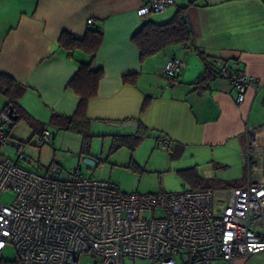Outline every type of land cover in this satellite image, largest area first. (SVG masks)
<instances>
[{
  "label": "crops",
  "instance_id": "crops-1",
  "mask_svg": "<svg viewBox=\"0 0 264 264\" xmlns=\"http://www.w3.org/2000/svg\"><path fill=\"white\" fill-rule=\"evenodd\" d=\"M141 2L0 0V72L25 87L18 104L36 122L41 139L43 130L52 133V144H77L73 150L82 154L85 135L93 139L134 137L143 131L158 142L168 139L171 155L189 150L195 160L198 154L206 153L207 161L218 167L219 160L239 161L246 176L211 188L222 197L229 188L247 181L241 154L246 150L249 128L256 127L258 141L264 145V0H174L164 10L174 7V11L160 22L151 21L166 22L184 8L192 34L190 42L167 46L143 59L131 40L151 14H137ZM88 18L94 25L86 24ZM88 27L101 33V43L93 54L81 48L69 50L59 43L62 31L82 38ZM206 52L241 73L255 76L261 87L257 91L248 88L243 103H237L230 82L204 78L202 54ZM173 58L185 63L175 82L162 73ZM82 62L101 69L103 75L96 96L87 103L86 130H64L53 120L75 113L79 97L68 83ZM124 76L134 81L124 82ZM6 103L0 95V111ZM125 121L134 124H119ZM91 151L92 147L83 158L92 159ZM62 155L58 154L60 158ZM193 165L191 162L187 167ZM77 169L81 172V167Z\"/></svg>",
  "mask_w": 264,
  "mask_h": 264
},
{
  "label": "built area",
  "instance_id": "built-area-1",
  "mask_svg": "<svg viewBox=\"0 0 264 264\" xmlns=\"http://www.w3.org/2000/svg\"><path fill=\"white\" fill-rule=\"evenodd\" d=\"M137 14L164 11L174 0H141ZM185 20L186 15L183 14ZM88 26L94 20H86ZM211 78H222L235 89L237 103L248 88L261 85L255 76L241 73L218 56L203 53ZM185 63L169 59L163 75L177 80ZM12 118L0 111V197L11 189L10 204L0 200V264H233L264 251V145L255 128L241 160L247 181L222 197L211 188L141 194L116 182L87 177L79 169L51 163L45 173L23 167L24 149L18 142L15 157L1 153L9 141ZM50 144L52 133L42 131ZM160 148L172 151L168 139ZM258 174L259 179L253 176ZM12 245L16 260L2 251Z\"/></svg>",
  "mask_w": 264,
  "mask_h": 264
},
{
  "label": "rangeland",
  "instance_id": "rangeland-1",
  "mask_svg": "<svg viewBox=\"0 0 264 264\" xmlns=\"http://www.w3.org/2000/svg\"><path fill=\"white\" fill-rule=\"evenodd\" d=\"M174 10L175 8L171 7L164 12L151 13L146 20L160 22L168 12ZM110 129L114 133L120 132ZM9 130V141L2 146L1 153L14 158L15 147L12 146V142L20 143L26 156L23 161L24 168L42 174L51 163L66 166L70 171L79 166L82 175L112 180L128 192L141 194L159 191L180 192L198 188L203 184H213L212 182L216 180L223 182L241 178L244 174L246 176V172L242 174L240 162L237 160L231 159L230 162L219 160L218 167L209 162L210 160L207 161L206 153L198 154L195 160L192 159L189 150L170 155L160 148V142L154 136H149L143 131L137 132L139 139L134 140L131 136H101L94 137L95 141L92 143L94 139L90 136L85 142L84 153L80 154L73 150L77 144L60 145V141L55 144L45 143L37 131L36 122L31 117L13 122ZM120 137H124V140ZM90 147L92 151L89 158L95 162L93 165L86 163L83 158L89 154ZM58 154H63L62 158ZM64 157L72 163L68 164ZM191 162L195 164L192 166L194 168L187 167ZM13 198V190L7 189L1 194L0 200L2 203L10 204ZM2 256L5 260L15 261L16 253L13 246L6 245ZM87 262L91 261L82 257L78 264ZM219 264L229 263L221 261ZM233 264H264V251L248 258H238Z\"/></svg>",
  "mask_w": 264,
  "mask_h": 264
},
{
  "label": "trees",
  "instance_id": "trees-1",
  "mask_svg": "<svg viewBox=\"0 0 264 264\" xmlns=\"http://www.w3.org/2000/svg\"><path fill=\"white\" fill-rule=\"evenodd\" d=\"M183 14L184 8H180L166 22L156 23L147 20L136 32H134L131 36V40L138 47L141 59L153 55L167 46L190 42L192 34ZM58 41L63 47L69 50L81 48L93 54L101 43V33L97 28L88 27L84 37L76 38L67 31H62ZM102 75L101 69H92L90 63H80L77 72L68 83V86L73 89L79 97L76 111L71 117H66L64 119L54 118L53 121L60 122L64 130L85 131L88 122L86 118L87 103L91 98L96 96L98 84ZM206 76L207 77H204L205 79L211 78L207 70ZM123 81L133 82L134 80L131 76H124ZM24 91L25 87L21 83L12 76L0 72V95L4 96L7 100L3 110L8 112V106H12L13 113L16 115V120L12 119L10 127L13 122L29 117L18 104V99L23 95ZM145 106L144 104L141 110H144ZM89 137L90 135L84 136V147ZM123 138L124 137H120L121 140H124ZM132 138L133 140L139 139V136L136 135ZM212 183L213 184L199 185L198 188H213L215 184L220 183V181L216 180Z\"/></svg>",
  "mask_w": 264,
  "mask_h": 264
},
{
  "label": "water",
  "instance_id": "water-1",
  "mask_svg": "<svg viewBox=\"0 0 264 264\" xmlns=\"http://www.w3.org/2000/svg\"><path fill=\"white\" fill-rule=\"evenodd\" d=\"M8 114H9V116L13 119V120H16V115L13 113V109H12V106H8V112H7ZM119 124H122V125H124V126H132V124H134V123H132V121H125V122H123V123H119ZM85 162L86 163H88V164H90V165H92L93 164V160H91V159H85Z\"/></svg>",
  "mask_w": 264,
  "mask_h": 264
},
{
  "label": "bare ground",
  "instance_id": "bare-ground-1",
  "mask_svg": "<svg viewBox=\"0 0 264 264\" xmlns=\"http://www.w3.org/2000/svg\"><path fill=\"white\" fill-rule=\"evenodd\" d=\"M16 82V81H15ZM171 155V154H170Z\"/></svg>",
  "mask_w": 264,
  "mask_h": 264
}]
</instances>
